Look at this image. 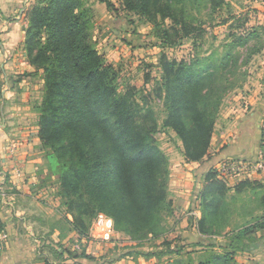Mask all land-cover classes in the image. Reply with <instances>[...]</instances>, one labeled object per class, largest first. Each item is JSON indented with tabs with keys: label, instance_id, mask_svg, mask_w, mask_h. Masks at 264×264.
<instances>
[{
	"label": "trees",
	"instance_id": "1",
	"mask_svg": "<svg viewBox=\"0 0 264 264\" xmlns=\"http://www.w3.org/2000/svg\"><path fill=\"white\" fill-rule=\"evenodd\" d=\"M100 1L117 14L112 0ZM120 7L150 24L163 49L181 46L187 39L198 46L206 35L207 22L212 23L220 10L219 16L225 15L221 23L232 28V41L222 56L210 52L188 61L170 58L163 51L158 62L161 76L152 91L164 101L162 127L176 133L187 162H203L210 153L216 118L228 90L221 78L239 59L233 50L258 40L260 31L252 28L237 34L233 30L245 27L248 17L235 14L230 0H120ZM27 12L24 49L34 71H42L43 80L42 95L34 105L38 133L47 164L56 169V192L70 231L78 238L88 236L93 217L103 212L112 217L115 230L134 239L159 235V229L163 231L160 222L163 215L173 212V202L168 190V156L155 137L160 128L155 110L138 102L135 86L120 90L119 70L92 40L94 15L88 0H36ZM145 77L148 82L150 74ZM260 143L264 147V128ZM202 180L197 227L225 242L209 244L210 249L198 260L173 264H240L238 253L258 248L264 221L224 231L232 222L228 198L232 190L251 191L260 194L264 205V184L243 180L233 189L215 167ZM5 232L0 218V237ZM5 240L0 238V259ZM59 241L43 244L47 251L40 253L42 264L92 258L84 248L74 252L58 246Z\"/></svg>",
	"mask_w": 264,
	"mask_h": 264
},
{
	"label": "rangeland",
	"instance_id": "2",
	"mask_svg": "<svg viewBox=\"0 0 264 264\" xmlns=\"http://www.w3.org/2000/svg\"><path fill=\"white\" fill-rule=\"evenodd\" d=\"M230 1L234 3L235 14L241 13L248 17L245 27L233 30H237V34H242L245 29L256 28L260 31L261 37L258 40H252L247 46L236 47L233 50L234 55L239 59L227 76L221 78L228 90L223 96L216 118L210 153L203 162L191 164L184 158L183 144L176 133L172 129L162 127L165 117L164 101L152 91L156 80L161 76L158 62L163 51L170 58L188 61L195 56H207L210 52L217 53L216 56H222L226 45L232 41V37L229 36L232 28L228 24L221 23V18L225 15L219 16L220 10L213 16L212 23L207 22L206 35L199 41L198 46H194L192 40L187 39L181 46L163 49L159 40L153 35L151 25L139 16L124 11L120 7V0H112L118 8L117 14L109 10L100 0H88L94 15L92 40L107 61L119 70L120 90L125 91L127 86H135L138 90V102L144 104L146 108L149 106L155 110V117L160 124L155 137L168 156L170 171L168 190L169 198L173 202V212L169 216L163 215V221L160 222L163 231L160 228L159 235L149 233L134 239L123 231L115 230L109 242L92 237L91 231L95 228L94 223L98 216H109L99 212L91 221L87 247L78 249L74 246L81 241V238H78L74 231H70L71 227L63 217V207H59V210L54 211V216H48V237L45 244L51 242L55 244L60 240V243H57L58 246L69 247L74 252H81L84 248L92 257L71 259V264L76 262L82 264H173V261L179 260L182 262L198 260L207 248L210 249L209 244L225 242L222 237L201 233L197 227V220L201 216L197 196L203 180H201L202 177H200L201 181L199 180V172L198 175L194 172L198 168H216L221 161L248 164L251 168L249 172L236 171L228 177L224 176L223 179L234 189L240 181L256 180L258 177L255 173L261 174V168H264V163L262 167L258 166L259 163L264 162V147L260 143L261 131L264 128V0ZM35 2L36 0H0V52L5 51L3 50L6 41L5 25L18 19H23L28 24L27 11ZM203 18L206 20L208 17L204 14ZM22 47L23 50L16 51L26 55L24 44ZM255 50L259 51L254 53ZM147 73L150 74L148 82L145 77ZM28 74L30 73L26 71L20 76ZM143 97L144 101L141 99ZM251 98L258 100L252 103ZM255 108H257L255 114L261 117L258 124L251 123L250 113L254 112ZM234 143L242 146L241 155L229 154L233 151ZM255 147L256 155L250 154L249 150ZM243 167L247 168L246 165ZM39 168H49L52 173L48 180L56 179L55 188L58 190L56 169H51L45 158L43 165L41 164ZM256 168L260 169L256 170ZM250 192L231 191L228 204L232 222L224 227V231L235 230L259 219L264 221V205H261L258 199L260 194ZM68 218L72 220L71 216ZM56 229L60 234L57 238H53L52 235ZM61 236L64 238L61 239ZM88 236L82 238L86 239ZM258 236L261 238L258 243L262 244L264 230L259 231ZM41 249L43 252L47 251L43 245ZM179 249L180 254L177 253ZM217 249L221 250L220 247ZM154 252H161L162 255L157 257L152 255ZM147 253L151 255H145ZM237 261L240 264H264V250L256 248L251 252H240L237 255Z\"/></svg>",
	"mask_w": 264,
	"mask_h": 264
},
{
	"label": "crops",
	"instance_id": "3",
	"mask_svg": "<svg viewBox=\"0 0 264 264\" xmlns=\"http://www.w3.org/2000/svg\"><path fill=\"white\" fill-rule=\"evenodd\" d=\"M23 22L18 19L4 24L5 51L0 52V218L5 223L7 236L0 264H42L39 257L48 236V216H54L61 204L56 179L48 180L52 172L49 168H39L43 165L45 149L39 137L38 112L34 105L41 97L43 80L42 71L36 73L25 53L16 51L23 50L27 25ZM26 71L30 74L20 76ZM257 100L250 99L252 103ZM256 109L250 113L252 124L261 120L255 114ZM11 144L18 145L16 155L9 151ZM241 147L234 143L229 154L241 155ZM249 152L256 155L257 148ZM15 167H19V174ZM209 169L198 168L194 173L199 172L200 180ZM255 174L256 180L264 184V169L261 174ZM59 234L56 229L52 237L57 238ZM263 245L264 242L258 248L264 250ZM65 264H71V260Z\"/></svg>",
	"mask_w": 264,
	"mask_h": 264
},
{
	"label": "built area",
	"instance_id": "4",
	"mask_svg": "<svg viewBox=\"0 0 264 264\" xmlns=\"http://www.w3.org/2000/svg\"><path fill=\"white\" fill-rule=\"evenodd\" d=\"M17 150H18V145L17 144H11V147H10V153L12 155H16L17 153ZM264 162H261L258 164V166H263ZM246 165L247 168H244L243 166ZM243 167V168H242ZM17 168L16 169V172L17 174H19V171H18V168L19 167H15ZM218 173H219V176L221 178H224L225 177H228L229 174L233 173V172H238V171H241V172H249L251 168H249V165L248 164H245V163H241V164H238L236 162H228V161H221L219 163V165L216 167ZM260 168H256V170H259ZM262 170L264 168H261ZM254 174V173H253ZM95 228L92 229L91 233H92V237L100 240V241H103V242H109L113 235H114V221L112 218H110L109 216H106V215H100L98 216V218L95 220ZM6 234L2 235L0 238L1 239H6ZM90 238V236H88L86 239L85 238H81V241L77 242V244H75L74 248H86L87 246V240ZM85 240V241H84ZM88 251L89 248H87Z\"/></svg>",
	"mask_w": 264,
	"mask_h": 264
}]
</instances>
